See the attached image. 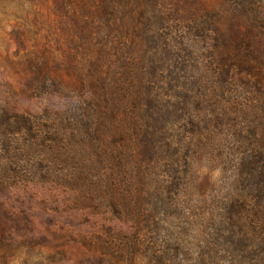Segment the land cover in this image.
<instances>
[{"label": "trees", "instance_id": "1", "mask_svg": "<svg viewBox=\"0 0 264 264\" xmlns=\"http://www.w3.org/2000/svg\"><path fill=\"white\" fill-rule=\"evenodd\" d=\"M60 1L0 53L10 96L68 100L0 104V193L50 184L125 221L100 240L108 264H264V0ZM218 169L228 197L192 199Z\"/></svg>", "mask_w": 264, "mask_h": 264}, {"label": "rangeland", "instance_id": "2", "mask_svg": "<svg viewBox=\"0 0 264 264\" xmlns=\"http://www.w3.org/2000/svg\"><path fill=\"white\" fill-rule=\"evenodd\" d=\"M182 1V6L189 3L196 8L200 0ZM60 2L0 0V53L7 55L27 49L32 41L27 35L36 32L42 24H50L53 15L66 9L68 1ZM178 17L180 15H174V19ZM7 80L6 71L0 67V104L11 105L17 110H57L68 101L57 95L38 98L10 96L5 87ZM232 174H224L220 169L211 172L212 188L201 197L191 198L210 203L228 197ZM75 200L73 192L50 184L26 183L1 192L0 239L17 246L12 253L0 249V264H108L100 250V240L119 232L128 233L129 224L109 213H93L80 207ZM188 231L192 233V229ZM193 235L188 239L193 241ZM188 245L195 249L194 245ZM174 256L176 263L192 264L198 254L195 252L190 257L172 254Z\"/></svg>", "mask_w": 264, "mask_h": 264}]
</instances>
